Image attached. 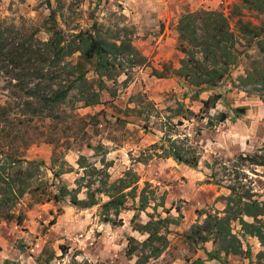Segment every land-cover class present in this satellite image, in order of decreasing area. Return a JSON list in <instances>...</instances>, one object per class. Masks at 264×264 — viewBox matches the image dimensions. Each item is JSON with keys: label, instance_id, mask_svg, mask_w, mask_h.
Wrapping results in <instances>:
<instances>
[{"label": "rangeland", "instance_id": "obj_1", "mask_svg": "<svg viewBox=\"0 0 264 264\" xmlns=\"http://www.w3.org/2000/svg\"><path fill=\"white\" fill-rule=\"evenodd\" d=\"M50 1L56 10L58 27L67 34L89 29L94 21L113 30L130 27L132 43L145 60L136 67L120 70L113 80L106 81L108 88L102 92L101 103L92 107L78 105L73 115L82 121L66 118L68 107L56 109L58 118L55 120L45 113L41 117H32V108L25 106L30 100L32 85L23 75L25 71L0 64V106L8 108V119L12 123L10 126L0 124V150L2 144L4 152L17 151L15 156L21 159L44 162L35 172L37 180L33 186H39L37 192L54 190L50 187L54 182L52 172L65 167L58 164L61 161L73 167V171L61 175V183L73 188L78 177L76 161L80 155L86 156L97 167H101V160L111 164L108 168L111 181L133 169L141 177V186L148 181L155 188L157 197L164 196V208L169 209L172 216H178L177 209L182 216L178 225L169 226L167 249L147 264H194L197 258L206 256L200 249L197 252L190 249L183 241V232L200 222V218H204L202 213L223 209V203L217 197L228 194L224 186L233 178L238 164H242L237 156L263 154L259 149L264 144V90L242 87L238 80L249 68L251 60L261 59L260 55L255 48L249 50V57L243 56L216 88L200 93L198 99L193 100L190 97L193 90L183 80L159 79L152 75V70L160 69L163 63L177 67L183 56L178 50L177 23H158L146 13L139 18V24L133 23L122 14L120 0ZM238 1L210 3L204 9H216L228 15L231 5ZM192 3L194 5L187 12L203 8ZM143 4L150 3L143 0ZM243 12L244 19L256 21L255 14ZM0 13L8 25L22 32L38 30L37 37L47 40L48 33L43 24L49 10L45 0H0ZM122 38H126L124 33L120 35ZM217 93L222 99L215 108L209 114L200 113V100ZM176 102L197 114L189 120L176 117L170 121L172 124L180 119L183 122L171 129V136L182 138L186 135L200 151L197 168L190 169L171 158L152 157L146 162H137L138 158L152 154L147 149L159 141L165 129L170 130L168 117L172 116ZM231 108L244 111L237 117L232 113L231 118L211 129L207 127L210 116L230 112ZM93 117L96 119H91ZM54 158L58 161L53 166ZM22 166L26 167L25 164ZM242 168L252 178L255 192L262 199L264 168H254L258 175L250 173L248 167ZM43 197H32L27 191L9 208L12 219L0 221V264H135L136 255L126 256L128 238L133 237L138 242L145 239L146 235L134 227L148 221L147 214H152V207L139 212L132 220L135 211L130 209L132 201H129L128 209L120 214L122 223L113 226L101 221L99 205L80 210L64 202L37 201ZM106 200L103 196L101 203ZM157 213L161 217L167 215L162 208H157ZM19 218L21 223H18ZM52 220L53 224H50ZM233 226L237 232L238 223Z\"/></svg>", "mask_w": 264, "mask_h": 264}, {"label": "trees", "instance_id": "obj_2", "mask_svg": "<svg viewBox=\"0 0 264 264\" xmlns=\"http://www.w3.org/2000/svg\"><path fill=\"white\" fill-rule=\"evenodd\" d=\"M45 4L49 10L43 24L48 33L45 41L37 37L38 30L22 32L8 25L0 13V64L25 71L23 75L32 84L29 89L30 100L25 106L32 108V117H41L45 113V116L55 120L58 118L56 109L68 107L69 116L66 118L82 121V118L73 115V110L78 105L92 107L101 103L102 92L108 88L106 81L113 80L120 70L136 67L145 58L132 43L133 31L130 27L113 30L94 21L89 29L67 34L57 25L56 10L52 8L51 1L45 0ZM244 10L255 14L256 21L244 19ZM176 32L178 50L183 56L177 67L163 63L160 69L154 68L152 75L156 78L183 80L193 90L190 97L197 100L200 93L216 88L240 63L242 57H249L248 51L255 48L261 59L251 60L245 74L238 77L239 85L264 90V0H239L231 5L228 15L220 10L204 8L186 12L178 18ZM121 33L126 38L120 39ZM90 73L93 75L90 76ZM221 99V94L217 93L200 100L202 108L199 112L209 114ZM176 104L172 116L168 117L170 130L165 129L159 141L147 149L152 154L138 158L137 162H146L152 157L171 158L190 169L197 168L201 154L196 145L186 135L174 138L170 134L175 125H182V120L197 117V114L185 108L181 102ZM243 111L231 108L230 112H219L209 117L207 127L211 129L231 118L232 113L235 114L233 117H237ZM9 114L6 106H0V124H12L8 119ZM176 117L182 120L172 124L171 119ZM1 147L0 221L12 219L9 208L27 191L32 197L43 195L37 200L41 203L64 202L80 210L99 205L101 221L113 226L122 223L120 214L128 209L127 204L132 201L130 209L135 211L132 220L148 207H152L153 212L147 214L149 219L145 224L134 227L146 237L141 242L129 237L126 256L131 258L136 255L135 264H147L150 259L159 258L167 249L169 226L180 223V211L177 209V217L172 216L170 210L164 208V196L157 197L155 188L148 181H144L141 186V177L133 169H128L121 177L111 181L108 172L111 164L101 160V167H97L86 156L80 155L76 161L78 177L74 180L73 188L61 183V175L73 171L72 166L61 161L58 164L65 167L52 172L54 182L50 187H54V190L37 192L39 186H33L37 180L35 172L44 162L21 159L15 156L17 151L4 152L2 144ZM259 151L263 154L237 156L242 164H238L233 178L224 186L228 194L217 197L223 203V209L202 213L204 218L182 234L183 241L190 249L196 252L202 250L208 261L226 264L229 255L249 258L250 248L248 245L244 248L243 243L248 236L257 238L260 243L262 250L257 253L256 260L258 264H264V197L261 199L255 192L252 178L242 168L248 167L250 173L258 175L254 168H264V144ZM57 161L54 158L51 164L54 166ZM80 194H83L82 198ZM103 196L107 200L101 203ZM157 208H162L167 215L161 217ZM21 221L19 218L18 223ZM233 223L239 225L237 232L234 231ZM206 243L212 244L211 251L205 249ZM203 262V259L197 258L193 263Z\"/></svg>", "mask_w": 264, "mask_h": 264}, {"label": "crops", "instance_id": "obj_3", "mask_svg": "<svg viewBox=\"0 0 264 264\" xmlns=\"http://www.w3.org/2000/svg\"><path fill=\"white\" fill-rule=\"evenodd\" d=\"M150 4L146 6L143 4V0H120L118 1L122 6V14L125 17H128L132 20L133 23H140L138 22L139 18H143V14H149L151 16L150 19L157 21L158 23H170L175 22L179 16L191 8L195 2L196 5H199L203 8H208L210 3H217L223 0H147ZM231 2L232 0H228ZM190 3V4H189ZM154 18V19H153ZM202 220V218H200ZM200 220V221H201ZM244 248L246 245L249 246L251 256L248 257H240V256H233L229 255L227 257L226 264H258L256 260V255L259 251L262 250L260 243L258 242L257 238L255 237H245L244 241ZM210 244V247L207 245ZM205 246V245H204ZM206 250H212V244L206 243ZM199 255V253H198ZM205 256V255H204ZM206 257H202L201 259L204 260ZM220 264L219 262L212 260V261H204V264Z\"/></svg>", "mask_w": 264, "mask_h": 264}]
</instances>
